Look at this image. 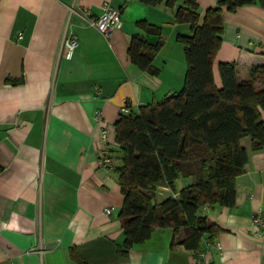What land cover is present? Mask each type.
<instances>
[{"label": "crops", "instance_id": "1", "mask_svg": "<svg viewBox=\"0 0 264 264\" xmlns=\"http://www.w3.org/2000/svg\"><path fill=\"white\" fill-rule=\"evenodd\" d=\"M104 1L0 0V264H264V238L252 225L264 206V149L254 150L249 136L242 139L248 162L236 177L234 205L200 210L221 228L213 240L193 250L181 242L182 229L173 242V227H157L123 253L116 122L124 103L135 113L182 89L187 62L177 35L190 33L191 25L176 21L183 0L174 8L165 1L108 0L122 9L123 23L105 36L91 25ZM219 1H198L200 22ZM224 15L218 86L221 62H236L241 79L264 65V6ZM144 20L161 33L141 26ZM66 33L79 40L70 57L62 51ZM134 34L153 44L163 38L153 59L157 73L132 62ZM104 145L117 158L111 168L98 165ZM190 183L178 178L176 190ZM157 194L175 193L162 186Z\"/></svg>", "mask_w": 264, "mask_h": 264}, {"label": "trees", "instance_id": "2", "mask_svg": "<svg viewBox=\"0 0 264 264\" xmlns=\"http://www.w3.org/2000/svg\"><path fill=\"white\" fill-rule=\"evenodd\" d=\"M142 1H165L172 8L177 3ZM198 1L183 0L176 8V21L191 25L190 33L177 35L187 62L182 89L140 106L135 113L122 112L116 122L121 162L114 170L125 196L119 213L125 254L150 238L157 227H173V242L182 229L181 242L193 250L201 248L203 239L213 240L221 228L201 214V208L205 204L234 205L236 177L246 171L248 162L243 137L252 139L254 150L264 149V65H253L250 77L241 79L236 62H221V86L214 74L225 10L251 3L264 6V0H220L209 6L202 22ZM139 24L151 33H161L145 20ZM162 44L163 38L153 44L134 34L128 49L132 62L157 73L153 59ZM181 177L191 183L177 191ZM162 186L175 194L159 199Z\"/></svg>", "mask_w": 264, "mask_h": 264}, {"label": "built area", "instance_id": "3", "mask_svg": "<svg viewBox=\"0 0 264 264\" xmlns=\"http://www.w3.org/2000/svg\"><path fill=\"white\" fill-rule=\"evenodd\" d=\"M102 14L99 16L93 17L91 20V25L100 30L105 36H109L113 30L119 29L122 27L123 17H122V9L120 7L113 6L110 1H104L102 5ZM19 38L22 37V33L19 34ZM62 51L65 57L72 56L74 49L79 45V40L71 34H65L62 39ZM130 112V107L127 103H124L121 108V113ZM101 113L97 112L95 118L101 119ZM103 140L107 138V131L102 130ZM117 158L113 155L108 146L104 145L100 148L99 151V160L98 165L106 168H111L113 162ZM106 214H111L112 209L106 207ZM252 225L256 230H254V234L256 236H260L264 238V206L257 209V211L252 215ZM220 248L221 244H218Z\"/></svg>", "mask_w": 264, "mask_h": 264}]
</instances>
